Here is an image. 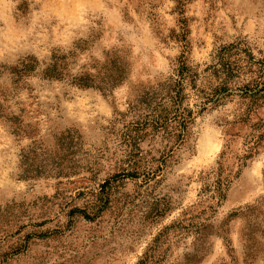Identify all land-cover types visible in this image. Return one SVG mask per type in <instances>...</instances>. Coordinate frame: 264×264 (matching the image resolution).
<instances>
[{"label":"rangeland","instance_id":"374dc122","mask_svg":"<svg viewBox=\"0 0 264 264\" xmlns=\"http://www.w3.org/2000/svg\"><path fill=\"white\" fill-rule=\"evenodd\" d=\"M228 47L222 100L201 112L187 86L184 139L159 131L178 61L204 73ZM259 63L264 0H0V264H137L166 229L165 264H264Z\"/></svg>","mask_w":264,"mask_h":264},{"label":"trees","instance_id":"16d2710c","mask_svg":"<svg viewBox=\"0 0 264 264\" xmlns=\"http://www.w3.org/2000/svg\"><path fill=\"white\" fill-rule=\"evenodd\" d=\"M233 49V48H232ZM231 48H223L218 55V64L214 65V67H207L204 73H199V70L192 66L186 59L181 58L178 61L176 68L174 69V74L170 78L162 84L160 90V96L157 98V102L155 103V109L151 112V117L153 118V125L164 133H167L171 138H175L179 141L184 139V136L187 134V130L189 125L193 119L192 110L186 109L183 107L184 101L189 99L186 94L187 86H189L193 92H195L198 97L197 107L201 108V112L207 111V106L211 104H218L222 99V94L228 92L229 84L231 83L234 77L240 75V71H243L244 68L238 66L235 61L231 60ZM249 60H252L251 55H249ZM61 60L59 58L53 59L51 65L44 72V76L46 78H60V67L58 63ZM256 65L255 63L251 62ZM263 63H259V70L256 75L260 78L264 76V67ZM213 70L212 75L220 76L221 82L218 87L212 90H207L199 86L201 83V78L206 77L202 76V74H206L207 72ZM122 81L121 78H117L112 80L110 83H106L108 87L114 88ZM78 84L84 88H97L95 87L94 80L90 79H79ZM99 88V87H98ZM97 88V89H98ZM101 89H105L100 87ZM264 92V88L260 90V92ZM173 129V130H172ZM137 175V174H134ZM137 177V176H136ZM218 189H222L224 185L222 180L218 182ZM174 227H171L172 229ZM175 228L180 230L188 229L185 224L180 223ZM169 229H166V231ZM163 232L160 235L165 237L166 233ZM164 234V235H163ZM159 239L154 242V245L144 254L141 260L137 264H165V258L157 257L155 253L161 248L159 244ZM160 247V248H159ZM202 252H197L190 259H187L186 264H199L200 261L207 253V249L203 246Z\"/></svg>","mask_w":264,"mask_h":264}]
</instances>
